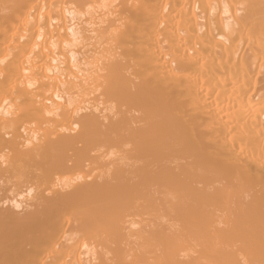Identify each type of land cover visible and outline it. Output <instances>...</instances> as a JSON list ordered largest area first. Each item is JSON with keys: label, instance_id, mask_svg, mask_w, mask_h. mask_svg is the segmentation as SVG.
I'll list each match as a JSON object with an SVG mask.
<instances>
[{"label": "bare ground", "instance_id": "6f19581e", "mask_svg": "<svg viewBox=\"0 0 264 264\" xmlns=\"http://www.w3.org/2000/svg\"><path fill=\"white\" fill-rule=\"evenodd\" d=\"M0 264H264V0H0Z\"/></svg>", "mask_w": 264, "mask_h": 264}, {"label": "snow or ice", "instance_id": "6c2138e0", "mask_svg": "<svg viewBox=\"0 0 264 264\" xmlns=\"http://www.w3.org/2000/svg\"><path fill=\"white\" fill-rule=\"evenodd\" d=\"M225 14H227V6H225ZM220 39L223 40L224 37H220ZM69 105L71 106V98H69ZM115 108H116L115 104H109L108 105V110L113 112V113L115 112ZM49 115H51V113H49ZM76 128H77V130L79 129L78 124L76 125ZM29 147H31L30 144H29ZM113 155H116V153H113Z\"/></svg>", "mask_w": 264, "mask_h": 264}]
</instances>
